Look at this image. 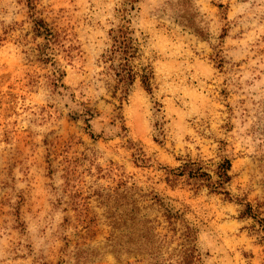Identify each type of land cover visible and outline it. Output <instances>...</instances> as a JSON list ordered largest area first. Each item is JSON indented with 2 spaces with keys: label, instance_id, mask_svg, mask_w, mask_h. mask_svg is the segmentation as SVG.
<instances>
[{
  "label": "clouds",
  "instance_id": "9594fccd",
  "mask_svg": "<svg viewBox=\"0 0 264 264\" xmlns=\"http://www.w3.org/2000/svg\"><path fill=\"white\" fill-rule=\"evenodd\" d=\"M0 264H264V0H0Z\"/></svg>",
  "mask_w": 264,
  "mask_h": 264
},
{
  "label": "rangeland",
  "instance_id": "374dc122",
  "mask_svg": "<svg viewBox=\"0 0 264 264\" xmlns=\"http://www.w3.org/2000/svg\"><path fill=\"white\" fill-rule=\"evenodd\" d=\"M15 88H16V85L13 83H8L7 85H5V91L8 92L9 94H11L13 96V98L15 96ZM65 129H66L65 138L61 142L56 144V146H55V151L57 153L61 152L62 150H66V147L68 145H71L75 141L76 137L78 136V133L76 132L75 128L72 127L71 125L66 124ZM114 179H115L116 183L113 184V188H116L117 186L122 184L124 182V180L127 178L126 177L121 178L119 175L114 174ZM74 222L79 223V225L81 226L82 229L88 230L85 233V235H91L92 233H95L99 230V226H98L97 222L95 221L94 217L83 206L80 208V214L78 217L75 218ZM109 234H110L109 230L104 229L103 235L98 237V239H103L104 237L108 236Z\"/></svg>",
  "mask_w": 264,
  "mask_h": 264
}]
</instances>
